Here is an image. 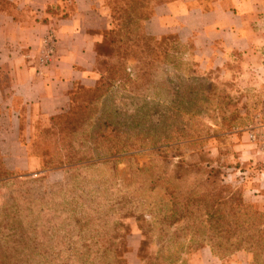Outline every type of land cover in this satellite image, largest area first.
<instances>
[{
  "label": "rangeland",
  "instance_id": "obj_1",
  "mask_svg": "<svg viewBox=\"0 0 264 264\" xmlns=\"http://www.w3.org/2000/svg\"><path fill=\"white\" fill-rule=\"evenodd\" d=\"M157 1L167 0L137 6V14L148 19ZM129 2L109 7L104 2L111 21L96 48L97 84L76 90L67 117L57 114L61 117L55 115L48 125L33 129L29 150L30 159L36 161L26 170L12 171L14 178L25 184L0 186V211L22 199L39 208L45 193L47 197L60 193L58 204H66L78 198L82 188H88L81 200L92 196L96 200L82 207L95 218L107 216L106 222L114 225L120 242L128 225L131 233L126 242L139 245L142 264H186L202 248L207 249L209 260V248L194 243L193 232L185 234L181 232L184 224L170 226L163 219L171 205L164 173L169 174L179 158L199 161L201 157L202 166L219 170L222 182L239 192L245 203L264 209V192L254 191L263 181L257 174L264 171V71L255 73L254 80L252 64L237 60L223 70L205 69L187 57L189 49L178 45L174 37L147 40L143 31L147 20L122 21L123 13L134 9ZM119 143L124 145L121 154L103 158L111 163L78 170L86 181L76 183L71 193L65 170L76 164V159L103 156ZM49 157L63 165L49 168ZM165 159L170 162L168 167ZM1 161L6 167L0 156ZM95 188L98 194L89 192ZM124 194L146 216L144 238L134 219H124L128 213L122 209ZM44 202L43 221L49 216L61 228L63 216L54 219L52 214L62 207L51 206L50 200ZM140 240L142 244H138ZM220 262L254 264L251 255L243 251Z\"/></svg>",
  "mask_w": 264,
  "mask_h": 264
},
{
  "label": "crops",
  "instance_id": "obj_2",
  "mask_svg": "<svg viewBox=\"0 0 264 264\" xmlns=\"http://www.w3.org/2000/svg\"><path fill=\"white\" fill-rule=\"evenodd\" d=\"M8 1L11 6L0 11V156L14 171L36 161L29 150L33 129L66 111L78 86L95 84L96 48L111 18L103 0ZM150 12L146 34L174 37L205 69L223 70L237 60L252 64L254 80L264 71V0L157 1ZM49 33L54 53L40 66ZM256 178H263L254 189L261 194L264 171ZM138 251L139 245H127L125 263L142 264ZM206 251L198 250L186 264H221L210 250L207 260Z\"/></svg>",
  "mask_w": 264,
  "mask_h": 264
},
{
  "label": "trees",
  "instance_id": "obj_3",
  "mask_svg": "<svg viewBox=\"0 0 264 264\" xmlns=\"http://www.w3.org/2000/svg\"><path fill=\"white\" fill-rule=\"evenodd\" d=\"M103 1L107 6L110 4L114 6L116 3L119 5L121 2L124 5L128 4V0ZM114 1L117 2L113 4ZM153 1L130 0V5H134V9L130 12L134 14L123 13L122 17L125 16V18H122V21L126 19L128 23H131L140 18H143L140 19L142 21L148 20L145 14H137V6L141 8L143 5H151ZM10 6L8 0H0V11L7 10ZM113 10L111 12L115 13ZM144 33L147 40H150L148 38L152 36L145 31ZM97 59L96 53L94 69ZM81 87L78 86L73 91L67 110L62 112L66 114L65 117L71 114L76 100V90ZM59 115H56L57 118L61 117ZM119 144V146H113L103 156L95 155L88 160L76 159L77 163L65 170L66 183L67 187L71 188L70 192L75 191L76 183L86 181L85 178H81V173H78L79 169L98 168L102 164L111 163V160L103 158H112L121 154L124 145ZM47 159L50 161L49 168H58L63 165L59 161L54 163L51 157ZM198 160L186 161L179 158L173 164L171 172L164 173L166 176L164 180L167 183L165 190L171 205L163 219L170 226L184 224L181 232L185 234L193 232L194 243L207 246L211 254L219 260L243 251L251 255L254 264H264V209L245 203L239 192L233 191L222 182L219 170L207 169L208 164L202 166L203 159L200 157ZM164 161L168 163L166 165L168 167L170 162L166 159ZM161 179L162 177L157 178V180ZM13 182L25 184L18 182L14 178V172L8 170L1 161L0 186ZM82 189V194L78 198L74 197L66 204L63 202L58 204L61 201L60 193H54L50 197H47L45 193L39 208L31 206V203H26L27 200L22 199L13 200L1 210L0 264H126L123 255L128 245L126 238L131 233L130 227L123 226V242L122 238L120 242L116 233L114 234V225L111 226L112 228L108 226L107 216L95 218L88 208L82 207V204L86 202L92 204L96 200L94 196L92 199L81 200L84 190L88 188ZM95 190L96 188L89 192L98 194ZM45 200L47 203L50 200L51 206L62 207V210H55L52 214L54 219L63 216L61 228L57 226L58 224H53L49 216L43 221L44 213H46ZM121 202L122 209L128 212L124 219H134L144 238L142 227L148 223L146 216L138 211L137 205L126 194L122 196ZM61 229L64 231L62 232ZM54 236L56 242H53Z\"/></svg>",
  "mask_w": 264,
  "mask_h": 264
},
{
  "label": "built area",
  "instance_id": "obj_4",
  "mask_svg": "<svg viewBox=\"0 0 264 264\" xmlns=\"http://www.w3.org/2000/svg\"><path fill=\"white\" fill-rule=\"evenodd\" d=\"M55 49V40L51 33H49L42 41V45L39 51L38 64L40 66L47 65L54 53ZM254 139L253 136H251Z\"/></svg>",
  "mask_w": 264,
  "mask_h": 264
}]
</instances>
